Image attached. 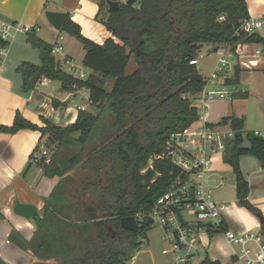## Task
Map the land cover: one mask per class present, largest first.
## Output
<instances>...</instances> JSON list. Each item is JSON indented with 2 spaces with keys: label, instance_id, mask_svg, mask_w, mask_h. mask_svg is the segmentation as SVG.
<instances>
[{
  "label": "trees",
  "instance_id": "obj_1",
  "mask_svg": "<svg viewBox=\"0 0 264 264\" xmlns=\"http://www.w3.org/2000/svg\"><path fill=\"white\" fill-rule=\"evenodd\" d=\"M98 7L97 19L112 35L102 45L83 37L69 16L61 29L82 45L81 65L90 72L86 79L63 72L53 47L32 34L28 42L39 52L40 64L22 62L15 69L21 92L33 90L42 79L59 81L63 92L85 89L97 112H78L65 127L45 119V126L38 127L17 112L11 127L0 126V133L7 134L38 131L51 154L47 164L41 157L38 166L60 178L43 199L42 216L32 217L31 239L25 242L14 231L9 235L33 255V264H129L151 226L129 232L120 219L150 211L176 178L186 177L164 154L171 137L199 118L193 99L205 83L200 76V82L189 80L197 74L189 62L203 45L211 52L227 46L233 53L237 44L263 42L258 35L236 34L248 17L244 0H135L119 5L117 12L98 0ZM131 57L136 69L125 75ZM238 76L235 66L224 85L236 86ZM105 79L112 80L109 89ZM227 123L233 137L225 144L223 161L232 169L238 204L258 215L247 200L249 187L238 160L251 155L264 168V139L252 132L243 136L242 119H222ZM74 169L77 175H69ZM260 234L264 237L263 222ZM198 264L220 263L206 257Z\"/></svg>",
  "mask_w": 264,
  "mask_h": 264
},
{
  "label": "crops",
  "instance_id": "obj_2",
  "mask_svg": "<svg viewBox=\"0 0 264 264\" xmlns=\"http://www.w3.org/2000/svg\"><path fill=\"white\" fill-rule=\"evenodd\" d=\"M244 1L249 17H264V0ZM48 11L66 13L79 26L81 35L98 45L112 38L111 33L97 19L98 0H0V21L22 22L31 27L29 32L15 37L10 44L7 58L0 64L1 127H11L17 112L38 127L45 126L42 119L54 126L65 127L76 120V107L85 104L82 98L86 93L85 89L73 93L63 92L59 81L43 79L27 93L20 90L22 80L15 70L17 66L22 62L40 64L39 52L28 42L30 34L52 47H60L59 53L54 57L66 74L77 78L83 76L82 79H85L90 73L81 65L84 56L82 45L64 31L54 29L46 21L45 13ZM73 48L80 57V65L74 59ZM202 50L218 54L211 52L209 45H203L198 54ZM233 60L239 68L238 84L215 85L216 88L223 87L232 91L229 98L213 100L202 110L193 102L200 118L187 130L193 131L206 126L227 132L231 128L229 123L221 124L222 119L235 117L243 120V136L252 132L258 133L264 139V41L237 45ZM197 65L198 60L194 65L198 74ZM65 67L67 71H64ZM238 94H246V97H235ZM91 108L87 107V111H91ZM40 137V133L33 130H20L14 134L0 133V260L5 264H33L37 261L28 250L19 248L9 240L10 233L14 231L28 242L35 231L33 219L16 215L13 208L16 204L32 205L37 209L36 215L41 217L43 199L49 196L60 179L44 174L43 169L38 166L43 150ZM243 146L247 147V142ZM238 163L249 187L247 200L258 210V215L238 204L234 175L231 167L223 161V152L211 154L208 189L221 208L226 230L259 232V218L264 223V168L251 155L241 156ZM200 252H203V257L197 261L195 257ZM231 255L232 246L225 240L223 233L203 235L194 263L198 264L207 257L220 264H232ZM129 264H136L135 257ZM137 264L144 263L139 260Z\"/></svg>",
  "mask_w": 264,
  "mask_h": 264
},
{
  "label": "built area",
  "instance_id": "obj_3",
  "mask_svg": "<svg viewBox=\"0 0 264 264\" xmlns=\"http://www.w3.org/2000/svg\"><path fill=\"white\" fill-rule=\"evenodd\" d=\"M110 1L121 5L126 4L128 0ZM30 29L29 25L22 22L0 21V64L7 58L10 44L15 37L29 32ZM239 33L247 36L258 35L264 41V17L248 16L241 21L236 34ZM59 51L60 47L54 46L52 55H57ZM217 52L218 58L214 70L208 81L204 82L202 90L193 99L200 110L213 100L228 99L232 93L223 87L216 88L215 85H224L225 78L232 75L235 67L233 53L227 46L221 47ZM196 63V59L189 62L190 65ZM82 98L85 104L77 106V112H84L87 111V107H93L87 91ZM198 115L200 118L199 111ZM232 137V130L220 132L201 126L197 130H185L171 137L167 142L164 157L179 167L186 177L176 178L150 211L137 214L133 218L137 224V231L143 227V224L149 226L157 224L162 230L160 240L165 245L161 254L170 256L172 264H195L194 257L198 246L202 243V236L209 233H223L225 240L232 246V264H264V237L260 231L226 230L221 208L213 200L208 189L211 154L223 152L226 142ZM40 156L45 158V164L49 162L50 156L46 148H43ZM149 220L151 223L147 224ZM130 262H133V258Z\"/></svg>",
  "mask_w": 264,
  "mask_h": 264
},
{
  "label": "rangeland",
  "instance_id": "obj_4",
  "mask_svg": "<svg viewBox=\"0 0 264 264\" xmlns=\"http://www.w3.org/2000/svg\"><path fill=\"white\" fill-rule=\"evenodd\" d=\"M100 18H105V15L102 13ZM72 51L75 53L74 59L78 65H80V57L73 48ZM218 58V54L215 53H207L206 50H202L201 53L197 55L198 65L197 68L199 70V75L203 79L204 82L208 81L212 71L214 70L216 61ZM136 69V63L133 57L130 58L129 63L125 69V75H130ZM64 71H67L66 67ZM78 73V72H77ZM88 76L85 77V79ZM112 80L105 79L104 86L109 89L111 86ZM92 113H96L97 109L94 107L91 108ZM43 148L44 145H42ZM78 149L75 148L73 152H76ZM50 154V153H49ZM51 155V154H50ZM78 169H74L69 172V175L76 176ZM162 236V230L157 226V224H153L150 230L146 233V237L142 239V247L139 251L134 253L135 262L140 260L144 264H172V258L170 256H164L161 254V250L165 247L164 243L160 240ZM203 257V252H200L198 256L195 257V260H200Z\"/></svg>",
  "mask_w": 264,
  "mask_h": 264
},
{
  "label": "water",
  "instance_id": "obj_5",
  "mask_svg": "<svg viewBox=\"0 0 264 264\" xmlns=\"http://www.w3.org/2000/svg\"><path fill=\"white\" fill-rule=\"evenodd\" d=\"M135 3V0H128L126 2V6H131ZM106 5L108 7L109 12H117L119 10V4L115 1L106 0ZM46 21L56 30H61L62 26L67 18L66 13H58V12H46L45 13ZM189 80L200 82V77L198 74H193L189 77ZM13 212L16 215L22 216L24 218L30 219L34 215L37 214V209L32 205H25V204H16L13 208ZM259 222L262 223L263 221L259 218ZM151 221L149 220L147 224H150ZM120 224L122 229L129 231V232H137V224L133 217L126 216L120 219Z\"/></svg>",
  "mask_w": 264,
  "mask_h": 264
}]
</instances>
